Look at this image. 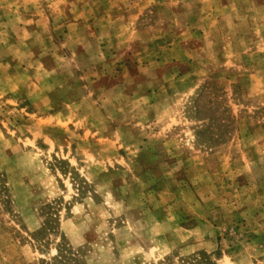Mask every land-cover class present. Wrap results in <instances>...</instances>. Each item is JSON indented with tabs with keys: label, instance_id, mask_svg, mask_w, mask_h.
I'll use <instances>...</instances> for the list:
<instances>
[{
	"label": "rangeland",
	"instance_id": "obj_1",
	"mask_svg": "<svg viewBox=\"0 0 264 264\" xmlns=\"http://www.w3.org/2000/svg\"><path fill=\"white\" fill-rule=\"evenodd\" d=\"M0 264H264V0H0Z\"/></svg>",
	"mask_w": 264,
	"mask_h": 264
}]
</instances>
